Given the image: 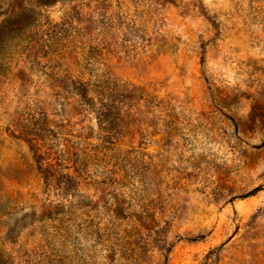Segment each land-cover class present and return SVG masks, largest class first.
<instances>
[{
    "label": "rangeland",
    "instance_id": "rangeland-1",
    "mask_svg": "<svg viewBox=\"0 0 264 264\" xmlns=\"http://www.w3.org/2000/svg\"><path fill=\"white\" fill-rule=\"evenodd\" d=\"M0 264H264V0H0Z\"/></svg>",
    "mask_w": 264,
    "mask_h": 264
}]
</instances>
